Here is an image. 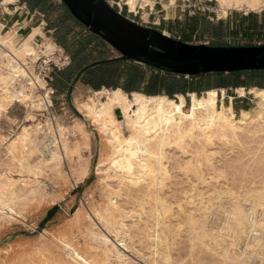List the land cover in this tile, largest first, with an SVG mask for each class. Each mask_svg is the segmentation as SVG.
<instances>
[{
	"label": "rangeland",
	"instance_id": "374dc122",
	"mask_svg": "<svg viewBox=\"0 0 264 264\" xmlns=\"http://www.w3.org/2000/svg\"><path fill=\"white\" fill-rule=\"evenodd\" d=\"M106 1L119 12L113 4L119 0ZM123 1H120L119 13L128 19L190 44H264V36L242 37L227 30L219 36L213 35L215 26H220L219 22L226 16L217 8L215 0H174L171 3L157 0L159 3L153 10L150 3L140 2L143 8L138 5L136 12L130 11ZM162 4L173 5L164 7ZM246 9L231 5L226 14L237 18L236 14L259 12L264 6L260 10ZM58 13L55 10L53 18L57 19ZM40 35L32 43L34 48L45 41L55 42L48 34ZM16 40L20 43L21 38ZM104 52L98 44L86 50L90 62L103 58ZM34 60V56L24 55L22 61L38 80L37 84L42 83V89L35 88L33 96L34 99L47 96L48 102H43V107L48 110L32 106L30 100H13L0 105V186L4 185V189L0 188V264H35L36 259L44 255L43 248L52 253L58 264H94L88 257L99 245L96 237L93 238L96 230L102 231L115 246L114 249L109 247L105 264H264V207L256 206V212H249L248 222L244 227H235V234L224 231L236 205L249 210L261 200L264 202V122L243 125L236 136L221 137L209 132L210 138L206 139L195 130L192 137L185 136L178 142L171 140L164 146L161 158L164 170L160 171L154 158H150V165L156 169L153 175L138 177L134 182L124 178L122 181L111 167L105 133L87 120L78 107L80 102L90 98L99 105L105 100V87L95 90L74 76L61 88H56L54 74L50 75L51 80L45 78L46 83L41 76L37 77ZM252 76L253 73H244L240 80ZM26 78L32 81L29 74ZM218 80V75L211 73L185 76L184 109L190 103L189 86L193 85L198 90L195 94L201 96ZM254 81L264 84V79L258 77H254ZM12 87L17 90L18 82ZM219 89L217 106L222 101L224 105L231 104L235 117H239L241 109L256 108V100L247 90L241 96L235 88L224 89L222 99ZM169 98L178 100L177 94ZM115 114L123 134H129L119 108L115 109ZM48 119L56 123L58 137L66 142L67 150L61 152L56 148L57 160L49 158L46 148L34 145L22 154L19 140L22 128ZM100 160L101 170L96 174ZM8 177L17 180L13 193L8 190L11 187ZM104 177L106 179H102ZM153 181L160 186H155ZM105 183L113 188L112 192L105 191ZM153 192L157 195L155 199ZM109 199L124 210L123 228L111 224L102 211ZM251 228L258 230L259 240Z\"/></svg>",
	"mask_w": 264,
	"mask_h": 264
},
{
	"label": "bare ground",
	"instance_id": "6f19581e",
	"mask_svg": "<svg viewBox=\"0 0 264 264\" xmlns=\"http://www.w3.org/2000/svg\"><path fill=\"white\" fill-rule=\"evenodd\" d=\"M10 1H14V0H10ZM173 1L174 0H169L170 3ZM215 1L218 3L217 8L222 10L223 16H225L226 10L230 8L231 5H235V7L238 9L244 7L249 10H260L264 6L263 0H215ZM140 2H144L146 4L149 3L152 4L151 0H125V3L130 8L129 10L132 11H136L138 5H139L138 7L140 8L142 7L140 5ZM1 27L2 24L0 23V29ZM37 33L42 34L38 27L34 28L29 34L22 37L20 43H18L16 40L18 37L15 36L14 32H9L6 36L0 32V65L2 66V68L0 67L1 68L0 69V105L1 106L3 104L10 103L13 100L23 101V102L30 100L31 103H33L32 106L37 108H44L48 110V108L43 107V102L45 104L48 102L46 99L47 96L42 97L43 101L40 98L34 99L35 97L33 96V90L35 88L42 89V87H40L42 83H39L38 85L39 87L36 85L38 81L36 82V78L35 79L33 78V76L29 72L30 69L28 71V68L25 66V62L22 61L24 55L27 57H31V56L36 57L41 50L43 52H49L53 50L54 44L51 42L49 43L48 41H45L42 45H39L37 48L33 47L32 43L34 42V36ZM46 40H48V38ZM25 70L27 73L25 72ZM28 74L29 77L32 78L31 80L33 82L30 81V78H26ZM27 79L29 80L28 82L29 84L27 83L28 81ZM15 81L18 82L17 90H14L12 87ZM104 90L106 92V97L105 100L102 101L101 103L98 102L99 105L95 104L93 100L90 98L86 102H80L78 104V107L83 112L82 115L85 118H87V120H90L92 123L97 125L99 129H101L105 133L106 142L109 147L108 151L110 152V156H111L110 158L111 167H113L114 173L116 174L117 177L121 178V180L124 178L127 179L128 181L134 182L135 180L138 179V177L144 175L145 176L153 175L154 174L153 172L156 169L150 165V161H149L150 158H154L156 164H158V169L160 171L164 170L163 164L161 162L162 149L164 148V146L170 144L171 140H173L174 142H178L185 136L192 137V134L195 130L199 131V133H201V135L206 139L210 138L209 132L210 133L215 132L219 134L221 137H226L228 134L232 136H236L238 131L243 127V125L253 122H258V123L264 122V89L262 88L252 87L249 89V92L256 100L255 102L256 108L241 109L238 118L235 117L233 107L231 104L224 105L222 101L220 106H217L218 104H216V99H217L216 89H208L204 91L203 95L201 96H197L194 92H191L190 103L186 110L184 109L186 102L183 97L184 95L182 94H177L178 100L176 101L164 94L145 95L139 92H131L130 95H128L120 88L112 89V90L105 88ZM236 91L241 96L245 95V89L243 87L237 88ZM94 92L98 93L96 91ZM221 92L223 99L225 94L223 93V90H221ZM117 108L120 109L122 116L125 120V125L130 131V133L127 135L123 134V132L121 131L118 119L115 114V109ZM58 136L59 134H58V128H56V123L50 122L49 119L45 120V122L42 124L36 123L32 127L24 126L22 128L21 136L19 138V140L22 143L21 146L23 148L22 154L25 153L26 149L30 147V145H34L35 147L36 146L42 147V149L46 148L48 151L47 154L49 158L55 160L58 157L59 151L63 152V150L64 151L67 150V146L65 144L66 142L64 140H60V137ZM199 140L201 141V139ZM208 142L209 141H207V143ZM56 148L59 149V151L57 150L58 152L56 151ZM101 163L102 161L100 160L96 166V171H95L96 174H98V172L101 170L100 169L102 166ZM163 174H165V172H163ZM105 177L102 179H106ZM8 178L10 179V177ZM142 180L144 179L142 178ZM16 182L17 180L15 179L9 180V185L11 187L8 190L10 191V193L11 192L13 193L15 191L13 189V186L16 184ZM137 182H139V180ZM123 183H121V185ZM157 186L160 185L158 184ZM0 188L4 189V185H1ZM104 189L105 191L108 192L113 191V188L106 183ZM31 190L34 189L31 188ZM147 190H149V188ZM153 194L155 193L153 192ZM111 195L114 196V193H112ZM156 196L157 195L155 194L154 199ZM114 201L109 199L107 201V204H105V207L104 205L102 206V211L106 219L111 224L123 228L124 223H123L122 215L124 213V210L122 211L121 207L119 206L120 207L119 208ZM256 206H258L259 208H263L264 202H262L261 200L260 202H258V205H255V207L250 208L251 209V210L249 209L250 211L248 209H243L238 205H236L230 213L228 219L229 221L224 226V231L228 234L229 233L235 234V227H239V226L244 227V225L248 222L249 212L252 213L257 211ZM101 215H103L102 212ZM257 215L259 214L257 213ZM95 216L96 215H94V217ZM78 222L79 221H77V224ZM81 226H85V225H81ZM251 229L255 231L257 235L256 238L257 240H259L260 233L258 232V230L255 228H251ZM94 237H96L99 245L97 249L95 248L96 251L95 252L93 251L94 254H91V257L89 256L88 258H92L94 264H105L106 261L108 260L107 259L109 253L108 251H110L109 247L111 246L112 249H114L115 246L110 242L108 237L102 233V231L96 230V232H93V238ZM233 241L234 240H232V242ZM100 245L104 247L101 248ZM262 245H263L262 248L264 250V240L262 241ZM43 251H44V255L40 258H37L35 264H58V261H55L50 251H47L45 248H43ZM116 254L118 255V253Z\"/></svg>",
	"mask_w": 264,
	"mask_h": 264
},
{
	"label": "water",
	"instance_id": "95a60500",
	"mask_svg": "<svg viewBox=\"0 0 264 264\" xmlns=\"http://www.w3.org/2000/svg\"><path fill=\"white\" fill-rule=\"evenodd\" d=\"M61 1L78 22L118 51L123 59L184 76L264 70V44H190L135 23L106 0Z\"/></svg>",
	"mask_w": 264,
	"mask_h": 264
},
{
	"label": "trees",
	"instance_id": "16d2710c",
	"mask_svg": "<svg viewBox=\"0 0 264 264\" xmlns=\"http://www.w3.org/2000/svg\"><path fill=\"white\" fill-rule=\"evenodd\" d=\"M28 3L31 8L42 10L46 0H23ZM53 16V14H52ZM58 22L64 23L66 18L59 15ZM76 20V19H75ZM78 22V21H77ZM72 31V26H64L62 32L58 33L55 42L66 47L71 57V62L66 70L61 73L62 78L70 81L74 76L80 78L81 82L89 85L95 90H99L104 86L106 89L120 88L124 92H139L145 95H158L163 93L171 97L174 94H185V76L164 72L151 66L144 65L129 59L117 58H100L90 62L86 54V47L82 42H71L67 40V35ZM69 43V44H68ZM97 62V63H95ZM71 65V66H70ZM60 71V70H59ZM218 75L219 80L215 86H209L205 90L219 88H237L243 86L249 88L251 86L264 89V84L255 82L254 77L261 80L264 79V70H242L230 73L210 72ZM244 73H253L252 77L240 80ZM54 74V73H53ZM209 73H202L191 76H202ZM189 91L197 93L198 90L193 86H189Z\"/></svg>",
	"mask_w": 264,
	"mask_h": 264
},
{
	"label": "crops",
	"instance_id": "0c3cea01",
	"mask_svg": "<svg viewBox=\"0 0 264 264\" xmlns=\"http://www.w3.org/2000/svg\"><path fill=\"white\" fill-rule=\"evenodd\" d=\"M151 1L153 4L154 0ZM4 2H6V4L3 7V9L0 10V23L2 24V27L0 29L1 33L5 32L8 34L9 32H14L16 37L22 38L25 35L29 34L34 28L38 27L44 35L48 34L50 37H52L53 40H55L57 34L62 32L64 26L70 25L72 26V31H70V33L67 35L68 41L69 40H71V42H73V40H75V42L80 41L83 43L86 49L87 47H91V45L94 48L95 45L98 44L99 46H102L103 49H105L104 58H117L120 56V53L118 51L112 48L98 35L92 34L80 22H77V20H75V18L71 15V13L68 11V9L61 0H46L44 4V8L42 10L37 8H31L28 5V3L23 0H14V1L4 0ZM157 3L159 2L156 0L153 7L151 4L152 8L150 7V9L153 10V8ZM173 4H168V5L162 4V5L164 7H167ZM55 10L59 12L57 14L58 16L62 15L66 18V21H64V23L58 22L55 20V18H53L52 14ZM225 15L226 16L224 18V21L221 20L219 22L220 26H215L217 28H214V31L212 32L213 35L219 36L223 34L225 30H227V31H233V33L235 31V33L239 34L242 37L252 36L258 38L264 36V10H260L259 12L239 13L236 14L237 18H232L231 14L229 13L227 14L225 13ZM39 37H41L39 33L35 34L34 40H38ZM61 46L66 50V47H64L63 45ZM142 65H143L142 68L146 69L144 64ZM66 68L54 72L55 75L54 84L56 88H61L64 82H69L66 81L64 78H62L61 75V73H63L66 70ZM84 85L89 86L87 84ZM252 87L257 88L254 86H251L249 88H245V87L243 88L248 91V92L246 91L248 94H251L249 92V89ZM216 88L213 89H216L218 94L219 87ZM237 88H235V92ZM224 89L227 90L231 88L230 87L221 88L219 89V91L221 90L224 91Z\"/></svg>",
	"mask_w": 264,
	"mask_h": 264
},
{
	"label": "built area",
	"instance_id": "2783aa9c",
	"mask_svg": "<svg viewBox=\"0 0 264 264\" xmlns=\"http://www.w3.org/2000/svg\"><path fill=\"white\" fill-rule=\"evenodd\" d=\"M120 1L122 0L113 1V4L117 5V7L119 8V12L122 9ZM155 2L156 0H154L153 5L155 4ZM5 4L6 2H4V0H0V10L3 9ZM123 4H125L124 1H123ZM53 44H54V48L52 51L43 52L41 50L38 53V55L35 57V60L33 61L34 69L36 68L38 70L37 77L40 78L41 76V80L45 81V83H46L45 78L51 80L52 79V76H50L51 74H53L55 71L64 69L71 62V57L69 53L61 45L57 44L56 42H54ZM33 78L35 79L36 77H33ZM36 81L38 80L36 79Z\"/></svg>",
	"mask_w": 264,
	"mask_h": 264
}]
</instances>
